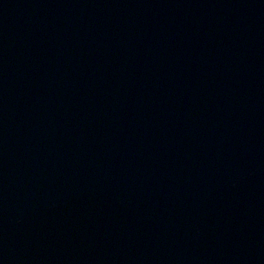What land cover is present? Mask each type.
Segmentation results:
<instances>
[{
  "label": "water",
  "instance_id": "water-1",
  "mask_svg": "<svg viewBox=\"0 0 264 264\" xmlns=\"http://www.w3.org/2000/svg\"><path fill=\"white\" fill-rule=\"evenodd\" d=\"M0 264H264V0H0Z\"/></svg>",
  "mask_w": 264,
  "mask_h": 264
}]
</instances>
